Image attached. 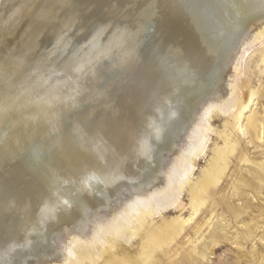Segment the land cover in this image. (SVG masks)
Segmentation results:
<instances>
[{
  "label": "bare ground",
  "instance_id": "obj_1",
  "mask_svg": "<svg viewBox=\"0 0 264 264\" xmlns=\"http://www.w3.org/2000/svg\"><path fill=\"white\" fill-rule=\"evenodd\" d=\"M263 35L264 0H0V264L205 259V224L187 233L193 218L142 233L140 252L126 245L146 211L179 203L212 113L237 106L246 56ZM104 61L102 108L91 122L77 115V126L80 85ZM200 192L191 188L195 214Z\"/></svg>",
  "mask_w": 264,
  "mask_h": 264
},
{
  "label": "rangeland",
  "instance_id": "obj_2",
  "mask_svg": "<svg viewBox=\"0 0 264 264\" xmlns=\"http://www.w3.org/2000/svg\"><path fill=\"white\" fill-rule=\"evenodd\" d=\"M106 67L109 68L105 61L100 62L99 76L96 77L94 73L93 79L86 87L80 85L76 106L78 110L74 118L77 126L83 122L78 117L80 113L90 120L88 122H91L96 117L98 109L102 108L103 102L101 103L96 93L99 92L98 89L103 83L101 77L105 76V73H102V70ZM243 71L238 82L241 92L240 101L231 112L223 113L215 110L212 113L208 143L205 150L193 160V173L189 182L181 188L179 203L163 211L162 214L146 211L143 215V229L140 231L132 229L134 234L131 235V240L126 246L133 244L135 253L140 252L144 245L142 233H146L149 229H157L164 221L169 223L176 219L193 218L186 226L187 233L192 232L190 227L195 222L201 223L200 225L205 224L204 229L206 230L203 237H200L199 244L197 243L205 257L204 259L197 256L198 264H264V176L262 172L264 168V35L260 37V43L247 54ZM86 96L88 102L83 101ZM86 105L89 107L88 111L84 110ZM241 108V113L238 114ZM250 120L259 123L261 128L259 135H256L249 127ZM223 136L229 138L230 143L235 144L237 149L235 147L234 152L226 149ZM226 160L228 163H225ZM223 165L225 169H222ZM213 172L215 174L219 172L221 176ZM207 177L209 179L212 177V180L210 179L212 182L207 188L201 187ZM7 187L8 191L18 188L15 183ZM193 187L200 188L199 195L205 202L197 214L191 207V188ZM178 204L182 206L178 207ZM213 231L218 233L217 237H212ZM138 239L139 241L135 243ZM185 240L187 241L185 236L180 237L176 247ZM123 246H125L124 243L114 244L113 254L121 256ZM184 247L179 252L191 251L188 245ZM165 253H167L166 250L159 255L158 259H163ZM103 256L94 262L86 260L83 264H104L107 257Z\"/></svg>",
  "mask_w": 264,
  "mask_h": 264
}]
</instances>
